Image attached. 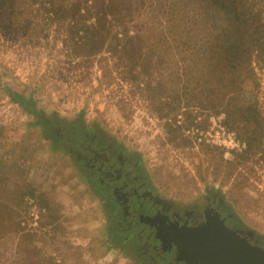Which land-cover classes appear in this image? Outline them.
Returning a JSON list of instances; mask_svg holds the SVG:
<instances>
[{"label": "rangeland", "instance_id": "1", "mask_svg": "<svg viewBox=\"0 0 264 264\" xmlns=\"http://www.w3.org/2000/svg\"><path fill=\"white\" fill-rule=\"evenodd\" d=\"M27 1L15 0V5L24 13L33 9L35 16L28 24V18L16 19L12 32L0 26V264H97L90 261L92 253L107 251L98 225L108 222L101 208L94 207L95 193L82 181L80 166L67 149L56 147L51 137L53 124L48 120L38 123L40 112L48 117L58 113L73 121L86 99L88 115L96 116L97 109L102 110L98 119L104 128L113 131L109 125L115 123L128 133V147L135 140L144 144L140 149L155 146L158 165L152 169L149 162L143 164L163 199L186 214L211 203L218 194L222 206L264 240V41L240 79L241 85L231 90L223 87L228 83L223 81L226 76L209 74L204 61L199 64L197 53L186 44L185 15L197 4L189 0L124 1L132 6L133 19L152 25L145 34L146 57L138 62L151 64L152 75L145 74L139 64L138 87L125 78L121 64L117 67V58L106 46L94 56L73 54L64 41L67 22L52 20L50 4L44 9L40 1ZM2 6L0 0V11ZM213 21L209 23L218 31L222 22ZM92 22L88 19L86 23ZM162 25H171L172 32H162ZM121 29L113 26L114 32ZM155 29L158 34H150ZM204 36L212 40L213 31ZM148 80L160 88L156 103L142 90ZM186 85L200 93L199 102L188 107L184 99L176 110L171 107L174 94L185 93ZM224 93V107L260 113L256 121L247 116L251 148L241 134L245 121L238 120L235 130L226 124L224 107L206 106L210 96L218 103ZM159 105L165 109L159 110ZM176 125L182 127L186 143L180 138L174 141L170 130ZM220 125L234 133L240 147L208 142ZM49 209L57 217L55 226L44 219ZM113 252L112 259L102 264H133L138 259L118 248Z\"/></svg>", "mask_w": 264, "mask_h": 264}, {"label": "trees", "instance_id": "2", "mask_svg": "<svg viewBox=\"0 0 264 264\" xmlns=\"http://www.w3.org/2000/svg\"><path fill=\"white\" fill-rule=\"evenodd\" d=\"M39 1L44 9H47V4H50V11L54 15L52 17L53 21L67 22L64 24L67 32V38L64 41L65 45L70 46L73 54L85 57L94 56L99 54L106 46V50L117 58V67H119V63L121 64L125 78L138 86L142 72L138 75L137 70L140 64L138 62L146 57L143 50L144 40L148 37L145 34L148 32V26L151 27L152 25L133 19V13L130 11L132 6L128 7L126 5L129 0H28L26 3L34 4ZM189 1L197 4V8L189 9L191 11L190 15H185V19H187L185 24V35L188 38L187 46L194 54L197 53L198 60H200L198 61L199 64H203L204 61L203 67H206L209 74L221 73L227 77L223 78L224 82H228L223 85L224 88L229 87L231 90L234 86L237 88L241 85L240 79L251 64L257 47L264 41V0H259L258 3H255L256 0ZM33 16H35L33 9L28 8L24 13L18 8V5H15V0H3L2 10L0 11V26L4 30L12 32L13 29L10 27H16L14 24L16 19L24 20V18H28L25 20L28 24ZM88 19H92L94 22L88 25L86 23ZM216 19L222 22L221 27H218V31L213 30L216 27L213 20ZM209 21L214 23H209ZM36 23V26H39L40 19ZM115 25L120 26L121 31L114 32L113 26ZM161 27V31L166 30V34H170L173 30L171 25H162ZM211 31L214 34L212 40L204 36L205 33ZM151 33L158 34L156 29L151 30ZM22 35L23 32L20 33V36ZM140 65L145 74L152 75L151 64L149 67L146 64ZM144 84L142 90L146 91L147 96L153 98L156 103L160 99V88L156 87L155 89L151 80L146 81ZM191 85L194 86L195 84ZM199 95L200 93H197L195 88L190 89L186 85L185 93L174 94L176 100L173 104L171 103V107L178 110L184 99L185 105L190 107L191 104L199 102L197 97ZM224 98L225 93L220 94L218 103H214L210 96L206 106L211 108L222 106L221 108H223L226 106ZM199 104L203 106L205 102ZM158 109L164 110L165 106L159 105ZM221 110L226 113V124L233 129L235 128V130L238 128L236 127L238 120L250 122L247 117L249 115L256 121L260 114L259 111L253 109L236 112L229 109V106ZM247 122L243 123L246 125L244 133L241 131V134L248 141L251 148L253 139L246 134L249 127ZM174 129L170 130L174 141L180 138L181 140L184 139L186 143L188 139L183 138L182 127L176 125ZM34 193V191L30 192L32 195ZM44 219L48 220L49 225L55 226L57 223V217L50 209ZM43 227L45 226L43 225Z\"/></svg>", "mask_w": 264, "mask_h": 264}, {"label": "flooded vegetation", "instance_id": "3", "mask_svg": "<svg viewBox=\"0 0 264 264\" xmlns=\"http://www.w3.org/2000/svg\"><path fill=\"white\" fill-rule=\"evenodd\" d=\"M88 105L86 99L73 121L58 113L50 115V118L40 112L38 123L48 120L53 124L51 137H54L56 147L67 149L80 166L82 181L95 193L94 207L101 208V215L107 218V224L98 226H102L105 235L102 243H108V249L92 253L94 257L90 261L97 264L108 262L118 248L137 255L138 259L132 261L133 264H185L177 252L176 240L185 234L180 228L185 227V223L202 224L217 213L221 214L228 227L264 247L261 237L245 229L232 211L222 206L218 194L211 203L186 214L184 209L163 199L143 164L149 162V168H156L158 156L155 146L150 144L148 149H140L144 144L135 140L131 144L133 147H128V133H123L115 123L109 125L113 131L104 128L98 119L102 110L97 109L96 116H90L87 114ZM150 219L153 223L149 222ZM129 261L127 259V263Z\"/></svg>", "mask_w": 264, "mask_h": 264}, {"label": "water", "instance_id": "4", "mask_svg": "<svg viewBox=\"0 0 264 264\" xmlns=\"http://www.w3.org/2000/svg\"><path fill=\"white\" fill-rule=\"evenodd\" d=\"M180 230L177 252L185 264H264V247L228 227L219 213Z\"/></svg>", "mask_w": 264, "mask_h": 264}, {"label": "built area", "instance_id": "5", "mask_svg": "<svg viewBox=\"0 0 264 264\" xmlns=\"http://www.w3.org/2000/svg\"><path fill=\"white\" fill-rule=\"evenodd\" d=\"M219 129H217L215 131L214 134H211L210 137L207 139L208 142H214L215 144H218L220 146H226L228 148H236V147H240L241 144L240 142L237 140V138L235 137L234 133L232 132H227L222 128V125H220L218 127ZM36 218L38 219V213H34Z\"/></svg>", "mask_w": 264, "mask_h": 264}]
</instances>
